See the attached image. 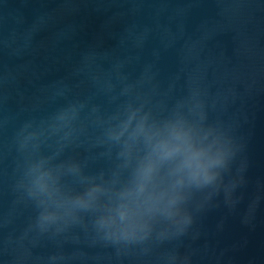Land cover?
Segmentation results:
<instances>
[{"label": "water", "instance_id": "water-1", "mask_svg": "<svg viewBox=\"0 0 264 264\" xmlns=\"http://www.w3.org/2000/svg\"><path fill=\"white\" fill-rule=\"evenodd\" d=\"M0 264H264V11L0 0Z\"/></svg>", "mask_w": 264, "mask_h": 264}]
</instances>
